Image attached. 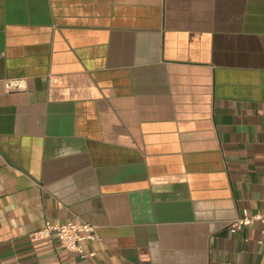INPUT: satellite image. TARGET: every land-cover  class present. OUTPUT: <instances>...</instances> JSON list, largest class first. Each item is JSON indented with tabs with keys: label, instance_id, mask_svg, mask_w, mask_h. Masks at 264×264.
<instances>
[{
	"label": "crops",
	"instance_id": "crops-1",
	"mask_svg": "<svg viewBox=\"0 0 264 264\" xmlns=\"http://www.w3.org/2000/svg\"><path fill=\"white\" fill-rule=\"evenodd\" d=\"M243 210L264 212V0H0V264H264ZM77 220L92 258L32 236Z\"/></svg>",
	"mask_w": 264,
	"mask_h": 264
},
{
	"label": "built area",
	"instance_id": "built-area-1",
	"mask_svg": "<svg viewBox=\"0 0 264 264\" xmlns=\"http://www.w3.org/2000/svg\"><path fill=\"white\" fill-rule=\"evenodd\" d=\"M7 89H22V82L19 80L8 81L5 84ZM259 223L264 227V212L249 214L243 210L241 215L230 222V231L235 233L238 230ZM35 240L55 238L62 249L68 253L77 255L79 258H92L95 256L94 251L85 252L84 243H93L98 241L95 227L82 221H74L66 224H52L45 222L37 231L32 233Z\"/></svg>",
	"mask_w": 264,
	"mask_h": 264
}]
</instances>
